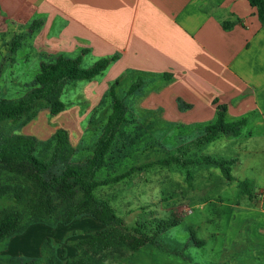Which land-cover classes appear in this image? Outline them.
<instances>
[{
	"label": "crops",
	"instance_id": "obj_1",
	"mask_svg": "<svg viewBox=\"0 0 264 264\" xmlns=\"http://www.w3.org/2000/svg\"><path fill=\"white\" fill-rule=\"evenodd\" d=\"M3 18L21 22L34 40L54 27L48 45L34 43L52 59L77 55L92 67L117 56L90 81L92 94L101 98L123 81L130 89L144 81L135 93L144 86L150 90L136 114L160 115L183 136L179 146L193 145L216 120L217 107L226 105L227 122L246 120L241 134H222L190 153L195 157L221 141L219 159L238 160L231 166L234 179H264V161L257 171L264 155V27L248 0H0ZM194 168L189 177L205 179L206 186L213 178L229 184L218 167ZM250 200L257 208L238 212L242 224L229 230L228 247L237 250L234 263L264 264V183Z\"/></svg>",
	"mask_w": 264,
	"mask_h": 264
},
{
	"label": "rangeland",
	"instance_id": "obj_2",
	"mask_svg": "<svg viewBox=\"0 0 264 264\" xmlns=\"http://www.w3.org/2000/svg\"><path fill=\"white\" fill-rule=\"evenodd\" d=\"M4 20L0 19V101L17 100L28 94L41 63L54 59L40 54L34 43L47 42L48 45L47 40L57 32L50 27L38 40H34L21 22L13 25L11 21ZM18 36H22V40L20 47L15 49L14 43L20 41ZM70 58L75 59L77 55ZM90 66V59L81 64L84 69ZM89 84L88 80L68 83L60 98L65 109L59 115L51 114L47 102H38L21 119L2 123L0 133L23 134L47 141L58 129L64 128L68 130L76 150L72 162H86L93 155L113 103L108 92L101 98L94 96ZM130 85L129 81H123L116 86V91L125 99L128 118L132 120L125 131L138 140L135 145L128 144L123 153L117 155L115 167L120 172L114 174L115 169L108 167L99 174V178L117 175L133 166L144 168L117 184L99 188L96 194L107 200L129 225L147 224L152 227L161 220H174L179 225L159 237L162 247L146 246L128 254L117 264H218L221 258L227 264H239L238 261L234 263L237 250L234 246L228 247L232 244L229 230L241 226V213L257 208L242 191L240 181L247 182L255 197L264 179H236L227 184L223 179L213 178L206 186L205 179H188L187 175L193 176L197 168L182 169L177 163L161 165L159 160L166 156L164 150L178 155L183 136L174 132L176 128L173 130L167 121L159 119L160 115L152 119L149 114H136L135 107L138 108L141 97L150 88L144 86L138 93L129 95ZM221 145L220 141L205 146L202 154L195 158L211 156L219 159L223 153ZM192 154L189 153L188 157L194 158ZM229 154L236 155V151ZM263 161L264 155H260L258 172L263 168ZM0 185L22 186L28 192L33 191L29 183L6 173L0 176ZM16 205L14 198L0 196V211ZM102 229V225L88 217L78 218L69 225H62L56 219L50 220L49 225H32L24 234L0 244V258L23 257L38 264H48L54 254L63 256L64 260L74 259L82 252L79 243ZM192 234L204 240L205 244L196 247L191 241ZM185 245L189 248L184 250ZM244 256L247 258V254Z\"/></svg>",
	"mask_w": 264,
	"mask_h": 264
},
{
	"label": "trees",
	"instance_id": "obj_3",
	"mask_svg": "<svg viewBox=\"0 0 264 264\" xmlns=\"http://www.w3.org/2000/svg\"><path fill=\"white\" fill-rule=\"evenodd\" d=\"M248 1L256 9L257 18L264 27V0ZM34 27L38 28L40 24L36 23ZM18 40L14 43L15 49L20 47L22 36H18ZM117 59V56L100 59L88 69L81 67V57L71 59L60 55L49 62H42L27 95L17 100L0 101V125L21 119L38 102H47L51 114L59 115L65 109L60 98L69 82L93 81ZM142 84V80L134 84L129 95L137 92ZM116 86L113 85L108 92L113 100L112 111L103 123L93 155L84 163L72 162L76 150L68 130L64 128L58 129L47 141L23 134L0 133V176L3 173L11 174L33 188L32 192H28L22 186L0 185V196L7 195L17 201L16 206L0 211V244L24 234L32 225H49V221L54 219L62 225H69L78 218L88 217L102 225L103 229L79 243L82 252L77 258L64 260L63 256L54 254L48 264H117L128 254L146 246L162 247L159 237L179 225L174 220H161L152 227L147 224L129 225L107 200L96 194L99 188L117 184L144 168L133 166L117 175L99 178V174L108 167L115 169L114 174L120 172L115 167L117 155L122 154L128 144L135 145L138 140L125 131L132 120L128 118V106L125 99L117 94ZM227 112L226 105L218 106L216 120L207 125L201 138L196 139L190 147L181 146L177 151L180 157L164 150L166 156L159 163L164 166L177 163L182 169L199 165L215 166L222 171L227 182H234L236 179L231 174V166L238 162L237 159L188 157L193 147L209 144L222 134L234 137L241 134L246 120L227 122ZM187 176L191 179L190 175ZM240 184L242 191L253 199L247 182L240 181ZM191 241L196 247L205 244L194 234ZM188 248L189 245L184 246V250ZM0 264L38 263L23 257L5 256L0 258Z\"/></svg>",
	"mask_w": 264,
	"mask_h": 264
}]
</instances>
